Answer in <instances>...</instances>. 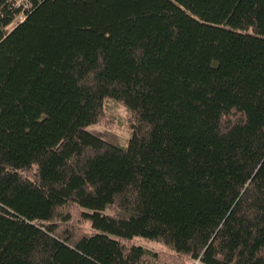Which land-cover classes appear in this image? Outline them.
Segmentation results:
<instances>
[{
  "label": "trees",
  "instance_id": "16d2710c",
  "mask_svg": "<svg viewBox=\"0 0 264 264\" xmlns=\"http://www.w3.org/2000/svg\"><path fill=\"white\" fill-rule=\"evenodd\" d=\"M0 264H264V0L1 2Z\"/></svg>",
  "mask_w": 264,
  "mask_h": 264
},
{
  "label": "rangeland",
  "instance_id": "374dc122",
  "mask_svg": "<svg viewBox=\"0 0 264 264\" xmlns=\"http://www.w3.org/2000/svg\"><path fill=\"white\" fill-rule=\"evenodd\" d=\"M22 16H17L13 25L21 21ZM105 114L110 122L109 125L98 124L89 126L87 129L98 135L110 143H120L121 145L127 144L129 140V128L127 126V118L125 109L118 103L108 101L105 105ZM140 245L160 251L161 246L154 242L145 240H136Z\"/></svg>",
  "mask_w": 264,
  "mask_h": 264
},
{
  "label": "built area",
  "instance_id": "2783aa9c",
  "mask_svg": "<svg viewBox=\"0 0 264 264\" xmlns=\"http://www.w3.org/2000/svg\"><path fill=\"white\" fill-rule=\"evenodd\" d=\"M28 1L29 0H0V3L6 2L14 9L23 10L28 7Z\"/></svg>",
  "mask_w": 264,
  "mask_h": 264
}]
</instances>
